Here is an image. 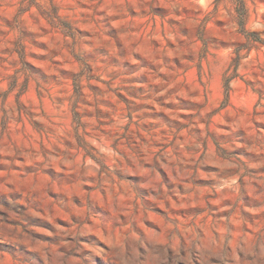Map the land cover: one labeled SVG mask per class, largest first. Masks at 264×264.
<instances>
[{"label":"rangeland","instance_id":"obj_1","mask_svg":"<svg viewBox=\"0 0 264 264\" xmlns=\"http://www.w3.org/2000/svg\"><path fill=\"white\" fill-rule=\"evenodd\" d=\"M0 264H264V0H0Z\"/></svg>","mask_w":264,"mask_h":264},{"label":"trees","instance_id":"obj_2","mask_svg":"<svg viewBox=\"0 0 264 264\" xmlns=\"http://www.w3.org/2000/svg\"><path fill=\"white\" fill-rule=\"evenodd\" d=\"M238 14L240 19L241 31L244 32V26L246 21V11L242 2H239Z\"/></svg>","mask_w":264,"mask_h":264}]
</instances>
